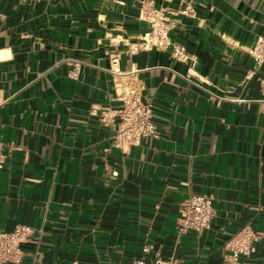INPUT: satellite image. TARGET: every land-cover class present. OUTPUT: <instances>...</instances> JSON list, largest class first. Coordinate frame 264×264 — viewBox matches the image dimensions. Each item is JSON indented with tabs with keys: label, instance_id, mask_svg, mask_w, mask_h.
I'll use <instances>...</instances> for the list:
<instances>
[{
	"label": "crops",
	"instance_id": "0c3cea01",
	"mask_svg": "<svg viewBox=\"0 0 264 264\" xmlns=\"http://www.w3.org/2000/svg\"><path fill=\"white\" fill-rule=\"evenodd\" d=\"M263 35L264 0H0V232L35 228L22 264H264ZM132 92L157 133L121 143ZM190 192L216 214L179 235Z\"/></svg>",
	"mask_w": 264,
	"mask_h": 264
},
{
	"label": "built area",
	"instance_id": "2783aa9c",
	"mask_svg": "<svg viewBox=\"0 0 264 264\" xmlns=\"http://www.w3.org/2000/svg\"><path fill=\"white\" fill-rule=\"evenodd\" d=\"M257 61L264 60V35L259 36L250 50ZM116 60V58H114ZM153 121V106L150 101H143L141 96L132 92L125 100L118 127L120 142L137 143L142 136L156 134ZM6 144L0 140V170L3 168L7 154ZM12 149L13 146H8ZM179 215L177 230L184 235L190 230L209 228L216 214L214 198L210 194H196L190 192L178 204ZM35 228L20 224L11 232H0V264H22L24 258L23 244L30 241ZM262 235L250 223L245 224L227 240L225 247L230 251L228 257L237 260L240 255H247L257 248ZM129 264H183L180 257L172 254L166 258L156 255L151 260L134 258Z\"/></svg>",
	"mask_w": 264,
	"mask_h": 264
}]
</instances>
